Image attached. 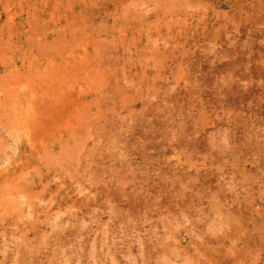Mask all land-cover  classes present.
Segmentation results:
<instances>
[{"label": "rangeland", "instance_id": "obj_1", "mask_svg": "<svg viewBox=\"0 0 264 264\" xmlns=\"http://www.w3.org/2000/svg\"><path fill=\"white\" fill-rule=\"evenodd\" d=\"M0 264H264V0H0Z\"/></svg>", "mask_w": 264, "mask_h": 264}, {"label": "bare ground", "instance_id": "obj_2", "mask_svg": "<svg viewBox=\"0 0 264 264\" xmlns=\"http://www.w3.org/2000/svg\"><path fill=\"white\" fill-rule=\"evenodd\" d=\"M112 256V255H111Z\"/></svg>", "mask_w": 264, "mask_h": 264}]
</instances>
